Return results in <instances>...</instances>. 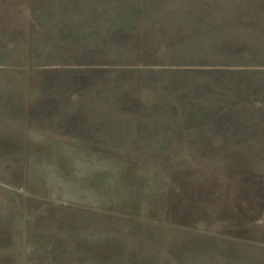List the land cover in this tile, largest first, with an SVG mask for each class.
<instances>
[{"label": "rangeland", "instance_id": "374dc122", "mask_svg": "<svg viewBox=\"0 0 264 264\" xmlns=\"http://www.w3.org/2000/svg\"><path fill=\"white\" fill-rule=\"evenodd\" d=\"M0 264H264V0H0Z\"/></svg>", "mask_w": 264, "mask_h": 264}]
</instances>
